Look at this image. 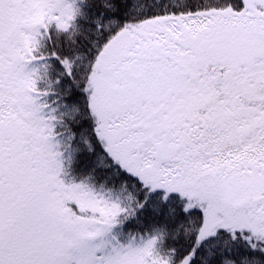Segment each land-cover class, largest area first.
I'll return each mask as SVG.
<instances>
[{
    "label": "snow or ice",
    "instance_id": "snow-or-ice-1",
    "mask_svg": "<svg viewBox=\"0 0 264 264\" xmlns=\"http://www.w3.org/2000/svg\"><path fill=\"white\" fill-rule=\"evenodd\" d=\"M0 264H264V0H0Z\"/></svg>",
    "mask_w": 264,
    "mask_h": 264
}]
</instances>
